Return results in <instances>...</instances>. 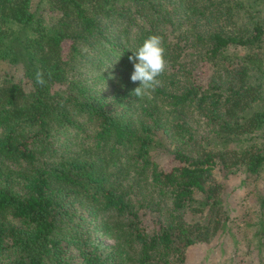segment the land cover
Here are the masks:
<instances>
[{
	"label": "trees",
	"instance_id": "obj_1",
	"mask_svg": "<svg viewBox=\"0 0 264 264\" xmlns=\"http://www.w3.org/2000/svg\"><path fill=\"white\" fill-rule=\"evenodd\" d=\"M238 223L261 242L264 0H0V264H185Z\"/></svg>",
	"mask_w": 264,
	"mask_h": 264
},
{
	"label": "rangeland",
	"instance_id": "obj_2",
	"mask_svg": "<svg viewBox=\"0 0 264 264\" xmlns=\"http://www.w3.org/2000/svg\"><path fill=\"white\" fill-rule=\"evenodd\" d=\"M168 153L160 152L157 160L166 161ZM227 189H231L230 205L236 209L239 200L236 199L242 194H246L244 201L246 207H250L257 215V202L252 191L256 188L249 187L245 190L242 186L236 185L238 178L228 176L221 180ZM255 216L254 213H251ZM240 216V214H239ZM252 217L250 218L251 221ZM148 223V219H144ZM256 223V222H255ZM247 225L242 227L240 223L233 226L226 233L210 237L206 241H199L189 244L185 248V264H264V236L261 242L253 234L254 226ZM103 243L110 241L104 237H99Z\"/></svg>",
	"mask_w": 264,
	"mask_h": 264
},
{
	"label": "clouds",
	"instance_id": "obj_3",
	"mask_svg": "<svg viewBox=\"0 0 264 264\" xmlns=\"http://www.w3.org/2000/svg\"><path fill=\"white\" fill-rule=\"evenodd\" d=\"M133 52L134 54L128 57L129 61L133 62L130 79L134 83L139 82V87H136L133 92L136 97L150 95L152 91L161 86L162 81L159 77L167 69L163 37L152 34ZM35 81L41 86L46 83L42 70L36 71Z\"/></svg>",
	"mask_w": 264,
	"mask_h": 264
}]
</instances>
